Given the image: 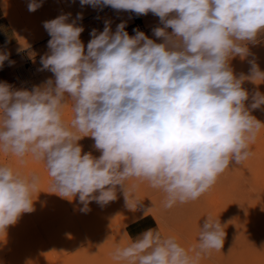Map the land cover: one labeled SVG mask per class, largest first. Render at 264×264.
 <instances>
[{"label":"clouds","instance_id":"obj_1","mask_svg":"<svg viewBox=\"0 0 264 264\" xmlns=\"http://www.w3.org/2000/svg\"><path fill=\"white\" fill-rule=\"evenodd\" d=\"M43 0H29L35 12ZM102 10L152 13L162 27L149 38L134 35L121 22L112 31L93 29L86 49L77 26L82 13L43 22L49 34L41 70L54 75L31 90L0 82V153L19 167L0 163V232L23 213L34 211L41 175L22 170L42 162L49 191L82 212L100 206L122 190L129 210L140 201L141 184L163 194L162 207L199 200L230 168L252 156L264 123L252 111L264 94L249 93L245 80L264 82L254 60L250 74L235 75L230 61L247 58L248 44L264 33V0H80ZM71 20V22H69ZM171 29V32L168 31ZM10 53H0V67ZM251 100V103H247ZM71 109V119L65 112ZM94 140L101 152H83L79 141ZM134 183H130L133 182ZM199 226L196 242L183 246L173 235L148 228L135 239L124 232L111 252L115 264H201L221 251L225 230L211 213Z\"/></svg>","mask_w":264,"mask_h":264},{"label":"rangeland","instance_id":"obj_2","mask_svg":"<svg viewBox=\"0 0 264 264\" xmlns=\"http://www.w3.org/2000/svg\"><path fill=\"white\" fill-rule=\"evenodd\" d=\"M28 3L29 0H0V53H10L9 59L14 61L10 66L6 60L0 67V82L15 89L31 90L49 78L54 80L50 71L41 70V57L48 53L50 39L43 22L62 13H71V19L82 13L77 26L84 29L80 39L85 49L92 38L91 31H103L105 21L111 22L113 32L119 23L126 22L129 35H134L133 29L138 28L157 43L163 42L153 35L152 30L163 25L152 13L137 16L111 7L94 9L81 6L80 0H43L40 8L29 12ZM248 48L251 54L247 58L235 57L230 61L237 76L250 74L252 60L264 72V33ZM242 86L250 94L257 90L264 94V82L245 80ZM252 115L264 123V105L253 110ZM71 116L69 108L65 119L70 120ZM79 144L83 152L94 157L101 155L92 138L84 137ZM251 150L253 154L247 161L226 170L215 186L194 202L164 209L163 194L141 184L133 193L140 201L135 211L127 208L118 186L114 201L104 206L93 201L90 210L82 212L78 197L69 201L47 193L49 177L43 163L29 158L22 170L41 175V192L34 201V211L23 213L6 233L0 232V264H115L111 252L123 233L135 239L148 228L173 235L189 247L196 242L199 226L209 213L224 226V244L221 251L204 257L201 264H264V129ZM0 163L19 167L16 157L2 153Z\"/></svg>","mask_w":264,"mask_h":264}]
</instances>
